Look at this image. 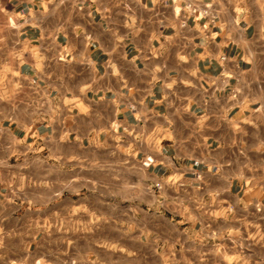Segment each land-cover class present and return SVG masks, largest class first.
<instances>
[{
    "label": "crops",
    "instance_id": "0c3cea01",
    "mask_svg": "<svg viewBox=\"0 0 264 264\" xmlns=\"http://www.w3.org/2000/svg\"><path fill=\"white\" fill-rule=\"evenodd\" d=\"M0 264H264V0H0Z\"/></svg>",
    "mask_w": 264,
    "mask_h": 264
},
{
    "label": "built area",
    "instance_id": "2783aa9c",
    "mask_svg": "<svg viewBox=\"0 0 264 264\" xmlns=\"http://www.w3.org/2000/svg\"><path fill=\"white\" fill-rule=\"evenodd\" d=\"M186 7L191 10V11H195L196 10V7L194 6V4L191 2V1H187L186 3ZM208 14V9L207 7H205L202 12H201V15L204 16V15H207Z\"/></svg>",
    "mask_w": 264,
    "mask_h": 264
}]
</instances>
